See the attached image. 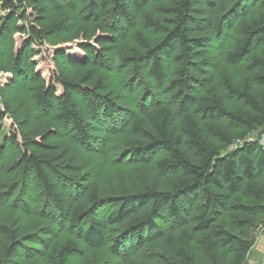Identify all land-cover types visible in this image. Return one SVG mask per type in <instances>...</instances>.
<instances>
[{
	"label": "trees",
	"instance_id": "1",
	"mask_svg": "<svg viewBox=\"0 0 264 264\" xmlns=\"http://www.w3.org/2000/svg\"><path fill=\"white\" fill-rule=\"evenodd\" d=\"M79 1L83 5L77 14L79 20L104 22L107 30L121 26L125 33L149 3ZM2 2L4 8H14L12 0ZM163 11L165 24L149 14L143 16L142 28L132 31L133 45L120 52L117 59L118 64L130 66L133 74L146 69L155 82L165 77V54L175 62L164 86L165 101L143 106L139 109L142 117H135L130 109L118 106L98 90L92 94L84 85L90 77L87 71L83 80H74L55 68L54 82L61 85V96L56 98L54 84L44 80L33 95L45 112L51 106L56 108L54 119L70 124L83 148L93 146L95 121L105 142L99 150L109 138H120L123 153L119 155L125 157L120 162L146 161L153 152L163 150L165 155L154 162L155 178L164 179L170 190L152 185L133 193L103 197L93 183L84 187L83 196L76 199L70 188L60 183L63 179L64 185L69 179L43 154L25 144L16 157L22 178L29 173L38 180L43 193L65 213L69 225L77 226V231L52 241L39 240L37 234L29 241L31 248L17 229L0 223V233L11 238L4 247L3 264L20 256L25 260L42 257L44 264H67L70 257L102 246L116 259L143 253L146 244L158 241L163 253L161 260L153 264L245 263L253 246V232L264 222V150L257 141L264 130V0H169ZM37 24L28 27L33 41L60 34L69 27L66 20L56 18L39 19ZM145 29L163 35L153 41ZM224 34L231 43L217 46L219 64L235 71L244 63L241 82L227 72L221 75L220 88L203 82L206 77L194 80L193 53L203 46L207 36ZM102 54L96 55L99 61L105 60ZM102 87L97 79L95 88ZM77 91L86 95V117L72 98L71 93ZM99 123L109 134L98 127ZM47 136L48 132L41 135L36 150L49 148ZM249 137L252 139L247 141ZM236 140L241 143L230 148ZM14 184L3 188L0 196L9 194L8 188L13 190ZM170 222L174 226L169 227ZM113 225H119L121 235L106 241L105 232ZM21 251L26 255L22 256Z\"/></svg>",
	"mask_w": 264,
	"mask_h": 264
},
{
	"label": "rangeland",
	"instance_id": "2",
	"mask_svg": "<svg viewBox=\"0 0 264 264\" xmlns=\"http://www.w3.org/2000/svg\"><path fill=\"white\" fill-rule=\"evenodd\" d=\"M12 1L14 8L6 9L0 0V194L4 193L3 188L9 187L12 182L15 184L12 186L13 190L8 188L9 194L0 196V223L17 229L23 241L32 248L29 241L37 234L40 236L39 240L52 241L59 235L74 234L77 226L69 225L65 213L60 212L51 197L43 193L38 180L29 173L22 178L21 166L16 157L25 144L33 151L43 154L63 177L69 179L70 182L64 185L63 179L60 183L65 188L69 187L71 195L76 199L83 196L84 187L88 188L93 183L98 185L99 193L103 197L133 193L152 185L159 190H170L169 183L155 178L154 162L165 155L163 150L153 152L146 161L120 162L121 157L125 159L124 154L119 155L123 153L119 148L120 138H109L99 150L105 142L102 141L95 121L93 124L96 130L93 138L91 137L93 146L89 149L83 148L71 125L58 123L54 119L57 112L54 106L45 112L36 104L33 93L39 82H52L57 98L63 90L60 84L54 82L55 68L74 80H83L87 71L90 77L84 85L92 94L98 90V94L109 96L118 106L130 109L138 118L142 117L139 109H144L143 106H152L158 100L165 101L167 90L164 86L172 76L175 62H172L170 54H165L168 56L166 67L169 68L167 67L161 82L150 79L146 69L133 74L130 66L117 62L119 53L133 45L132 31L142 28L144 15L149 14L165 24L166 14L163 8L169 0H149L127 33L121 26H111L107 30L104 22L86 23L79 20L77 14L82 12L83 6L79 0ZM50 18L66 20L68 29L47 39L33 41L28 27L38 25L39 19L44 21ZM145 31L153 41H158L163 35L161 31ZM209 37L210 35L204 40L203 46L193 53L191 61L196 68H193L191 74L194 80L199 81L206 77L203 82L219 85L220 88L221 75L227 72L240 83L244 74V63L235 71L219 64L217 46L221 42L229 45L230 39L225 34L222 37ZM99 52L103 53L105 60L99 61L96 56ZM97 79L103 83L102 88H95ZM71 95L82 115L86 117V95L79 91ZM233 102H236L235 99ZM98 127L109 134L102 123ZM44 132L49 133L45 141L50 146L45 150H36L35 144L41 140ZM173 224L170 222L167 225L170 227ZM118 227L119 225L108 226L105 232L106 241L118 239L121 235ZM10 241L9 234L0 233V264L4 263L1 258L4 247ZM252 243L244 264H264V222L255 228ZM162 253L163 245L158 241L146 244L143 253L112 259L102 246L89 249L84 255L70 257L67 264H153L161 260ZM23 254L25 252L21 251L22 256ZM14 258L7 264H44L42 257L26 260L21 256Z\"/></svg>",
	"mask_w": 264,
	"mask_h": 264
},
{
	"label": "built area",
	"instance_id": "3",
	"mask_svg": "<svg viewBox=\"0 0 264 264\" xmlns=\"http://www.w3.org/2000/svg\"><path fill=\"white\" fill-rule=\"evenodd\" d=\"M246 140L247 141L251 140V138L246 139ZM257 141H258L259 145L261 146V148L264 150V130L262 131L261 136L258 138ZM239 143H241V140L234 141V143L232 145H230V148L236 147L237 145H239Z\"/></svg>",
	"mask_w": 264,
	"mask_h": 264
}]
</instances>
